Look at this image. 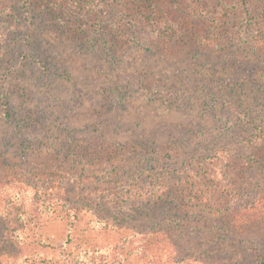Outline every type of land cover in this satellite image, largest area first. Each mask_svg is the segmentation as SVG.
<instances>
[{
	"label": "rangeland",
	"instance_id": "374dc122",
	"mask_svg": "<svg viewBox=\"0 0 264 264\" xmlns=\"http://www.w3.org/2000/svg\"><path fill=\"white\" fill-rule=\"evenodd\" d=\"M224 2L0 0V137L21 140L5 101L27 112L33 143L10 161L0 154L2 174L7 164L36 166V185L49 179L39 154L50 156L76 183L69 196L101 193L110 216L77 222L63 246L69 228L49 225L45 235L63 239L49 254L25 211L8 235L13 219L0 209V264H258L264 139L253 135L264 136V39L262 20L250 17H263L264 0ZM18 83L33 93L21 98ZM97 101L110 110H95ZM192 183L197 197L173 201Z\"/></svg>",
	"mask_w": 264,
	"mask_h": 264
},
{
	"label": "trees",
	"instance_id": "16d2710c",
	"mask_svg": "<svg viewBox=\"0 0 264 264\" xmlns=\"http://www.w3.org/2000/svg\"><path fill=\"white\" fill-rule=\"evenodd\" d=\"M199 1L203 2V0H199ZM236 2L239 4L241 2V4L246 7L247 0H236ZM224 5H227L226 0L224 2ZM215 7L218 8V6ZM225 10L226 8L225 6H223L222 11ZM243 11H242L243 14L249 16V13L247 12L246 8L243 9ZM250 18L256 20H262V22L256 26L255 33L259 36L258 40H263L264 15L262 17L260 14L255 18L254 17H250ZM223 37H227V35ZM11 70L13 71V69ZM9 74L10 73H7L6 75L8 76ZM21 84L22 83L17 84V86H19V94L21 98L26 96L29 93L28 91L33 93L30 90V88H28L27 91L25 89H22ZM4 96H5L4 98H7V95ZM8 96L11 97L10 95ZM71 99L76 101V96H72ZM8 101H11V99L8 98ZM3 102L5 105V113L7 116H9L5 118V120L8 123L15 121L13 123L15 128L17 127V132L15 133V135L18 142L21 139L17 146L13 136L11 137L5 135L3 137H0V149L2 147L4 150L3 152H0L1 158H6L7 161L8 160L10 161V157L12 156L13 151L14 150L18 151L20 149L21 144L32 146L31 144L33 143L27 139V136L32 134V132L30 131L29 127L25 126L24 123L27 112L22 113L23 110L19 108L20 105H16L15 103H13L12 105L10 103H6L5 101ZM63 102L67 103V106L69 108H73V106L75 105V104L71 105L70 102L67 101L66 99ZM99 104L100 103H98V101L96 102V104H94L95 110H98L99 108V111L104 114L110 110V108H108L104 112L103 110L101 111ZM27 111L29 113L32 110L30 111L27 110ZM21 136L23 137V139ZM253 136H255V140L257 142H260V140L264 139V136L261 134L253 135ZM245 140L248 142L246 138ZM67 146L69 147V145ZM66 150H69V148H67ZM27 151L34 153V149L31 148ZM39 155L40 158L47 161V164L45 165V169L49 171L48 174L49 179H43L36 185H32V180L30 181L28 179L32 174L36 173L37 170L36 166L32 167L29 173H27V169L23 167L20 168L19 172L16 171L14 167H12L13 170L12 172L11 167L8 164L6 165V168L9 169L10 173L7 174L8 171H3V173L5 172L4 175L0 170V209L3 212L2 216L11 219L15 217L13 215H16L15 214L16 211H25V213H20V214H22V216L25 217L24 220H29V222H33L34 225L37 226L38 239H39V243L42 244V249L48 248L49 250H51L48 253L52 254L54 253L53 251L57 250L58 248L57 244H59V242L63 243V239L59 237H53L51 235L46 236L45 231L49 225L56 226V225L64 224L65 225L64 231L67 232H68L67 228H69V232L66 235L67 241L63 244H59L63 246L72 243L73 228L75 227L74 224H76L77 222L84 221L86 217H91L92 215H95V217L98 218L101 217L100 218L101 221H107V220L110 221V216L105 211L100 210L102 208V205L105 203V201H107L105 197L101 195V193L96 194L95 198L92 200L86 194L70 197L69 196L70 185L74 186L76 185V183L73 184L74 181L68 180L67 175H69V172L65 167V165L61 162H57L55 163V165L51 166V163L49 164L50 156H46L43 154H39ZM64 157H68V153H65ZM37 165L43 166L42 164H37ZM71 178H73V180H78L75 177H71ZM198 186L201 185L197 183H192L191 189L189 187L185 189L183 188L184 190L178 188L179 190H176L175 192L171 193L173 201H179L180 198H183L185 195H187L185 198L191 202L190 199L195 198L199 195ZM188 191L191 193V195L187 193ZM203 192L204 191L202 190V193ZM209 194H211V191L209 193L206 192L205 195L202 197L203 198L202 203L205 204L206 206H209V200H210ZM20 214L18 215L20 216ZM15 219L16 218L12 220L11 225H8V229L7 228L5 229L6 234L8 235L11 234V230L9 228L13 226ZM17 232L18 234L20 233L19 230H17ZM14 233L16 234V232ZM36 235L37 233H34V236ZM16 237L14 238L16 239ZM23 262L24 264H52L51 260L49 259H37V257L33 259L25 258ZM258 264H264V255L261 256Z\"/></svg>",
	"mask_w": 264,
	"mask_h": 264
}]
</instances>
